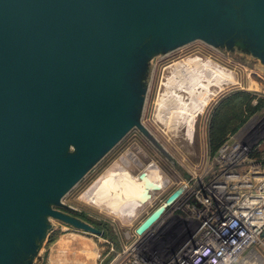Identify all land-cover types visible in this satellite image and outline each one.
Wrapping results in <instances>:
<instances>
[{
    "label": "water",
    "instance_id": "1",
    "mask_svg": "<svg viewBox=\"0 0 264 264\" xmlns=\"http://www.w3.org/2000/svg\"><path fill=\"white\" fill-rule=\"evenodd\" d=\"M196 40L247 47L264 65V0H0V264L31 253L44 216L103 235L50 205L133 128L157 143L138 118L144 45L168 54Z\"/></svg>",
    "mask_w": 264,
    "mask_h": 264
},
{
    "label": "rangeland",
    "instance_id": "2",
    "mask_svg": "<svg viewBox=\"0 0 264 264\" xmlns=\"http://www.w3.org/2000/svg\"><path fill=\"white\" fill-rule=\"evenodd\" d=\"M234 2L235 0H231V4ZM144 48V55L140 60L145 65V73L139 83L147 93L145 102L138 110V118L141 126L157 140V143L152 144L141 129L133 128L110 152L90 167L83 179L61 199V204L50 205L51 208L85 222L104 234L98 236L44 216L46 229L43 237L36 240L31 253L25 255L27 256L25 259L23 254L18 257V264H25L26 260L27 264H49L52 258L55 260L61 256L60 247L63 245L62 257L69 260V264H121L115 260L117 254L131 244L136 227L171 192L190 178L189 173L193 168L197 170L201 180L210 178L216 171L214 154L210 152L208 145L210 120L207 111L211 104L218 101L220 95L229 91L240 89L252 91L258 88L264 90V65L247 52L249 50L247 47L230 50L226 46L211 47L196 40L168 54L151 44L144 45ZM194 55L209 58L215 64L232 72L236 82L223 87L211 96L202 113L193 119L191 126L186 130L191 143L179 145L170 141L163 133L162 128L153 119V112L157 103V94L166 77L165 68L177 60ZM244 129V132L254 134L255 137L264 136V126L259 125L257 118L251 119ZM136 151L145 154V158H140L144 163L156 162L168 175L170 185L161 196L153 200L145 213L139 215L131 224L124 226L116 219L81 201L79 197L119 156L125 152ZM167 224H171V221L165 219L158 228L159 234H162L160 239L172 242L180 236V233ZM176 225L175 223L174 226ZM262 242L264 243V237ZM253 250L262 257L264 264V248L258 245Z\"/></svg>",
    "mask_w": 264,
    "mask_h": 264
},
{
    "label": "built area",
    "instance_id": "3",
    "mask_svg": "<svg viewBox=\"0 0 264 264\" xmlns=\"http://www.w3.org/2000/svg\"><path fill=\"white\" fill-rule=\"evenodd\" d=\"M258 140L244 131L228 136L214 153V174L201 180L193 168L179 198L142 235L134 233L131 244L115 260L121 264H247L254 247L264 248V158L253 155ZM165 219L180 233L172 242L160 239L158 228ZM254 254L263 264L262 257Z\"/></svg>",
    "mask_w": 264,
    "mask_h": 264
},
{
    "label": "bare ground",
    "instance_id": "4",
    "mask_svg": "<svg viewBox=\"0 0 264 264\" xmlns=\"http://www.w3.org/2000/svg\"><path fill=\"white\" fill-rule=\"evenodd\" d=\"M165 76V87L157 94L153 119L170 141L190 144L186 130L192 124L191 117L202 113L211 96L234 84L236 77L209 58L195 55L171 63L165 68ZM141 157L145 158V154L140 151L123 153L79 199L124 226L131 224L170 185L168 175L156 162L144 163ZM63 246L57 263L65 262ZM251 255L245 263L261 264L254 252Z\"/></svg>",
    "mask_w": 264,
    "mask_h": 264
},
{
    "label": "trees",
    "instance_id": "5",
    "mask_svg": "<svg viewBox=\"0 0 264 264\" xmlns=\"http://www.w3.org/2000/svg\"><path fill=\"white\" fill-rule=\"evenodd\" d=\"M252 100L253 96L250 93L236 92L218 104L209 123L208 145L211 153L214 154L228 136L237 133L262 107L263 102H260L257 106H252ZM260 146L253 154L255 158H264V138Z\"/></svg>",
    "mask_w": 264,
    "mask_h": 264
},
{
    "label": "crops",
    "instance_id": "6",
    "mask_svg": "<svg viewBox=\"0 0 264 264\" xmlns=\"http://www.w3.org/2000/svg\"><path fill=\"white\" fill-rule=\"evenodd\" d=\"M236 92H248L253 96V100L251 102L252 106H257L260 102H263L262 107L247 121L246 124H248V122L253 119V118H257L259 120V125L264 126V90H262L261 88H258L257 90H252V91H248V90H233V91H229L227 93H224L222 95H220L217 99H219L218 101H216L215 103L211 104L210 108L207 111V116H208V120L211 119L212 113L215 110V108L218 106V104L224 100L227 99L230 95L236 93ZM245 124V125H246ZM245 125L243 127H241L238 132L240 131H244L245 129ZM236 134V133H235ZM207 136V135H206ZM231 136V135H230ZM264 138V136L262 138L258 137V141H259V148L261 147V141ZM188 180V179H187ZM186 180V181H187ZM56 244V243H55ZM52 258V257H51ZM65 259V258H64ZM49 264H57V260L55 259H51V261L49 262ZM62 264H69V260L65 259V262Z\"/></svg>",
    "mask_w": 264,
    "mask_h": 264
}]
</instances>
